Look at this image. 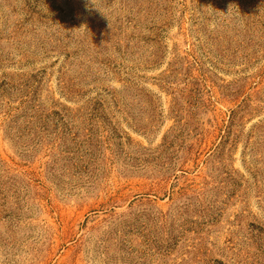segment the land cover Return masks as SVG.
Instances as JSON below:
<instances>
[{
	"label": "rangeland",
	"instance_id": "rangeland-1",
	"mask_svg": "<svg viewBox=\"0 0 264 264\" xmlns=\"http://www.w3.org/2000/svg\"><path fill=\"white\" fill-rule=\"evenodd\" d=\"M0 264H264V0H0Z\"/></svg>",
	"mask_w": 264,
	"mask_h": 264
}]
</instances>
